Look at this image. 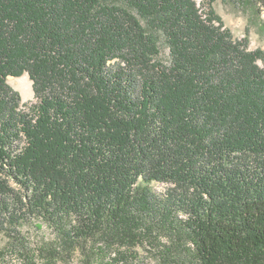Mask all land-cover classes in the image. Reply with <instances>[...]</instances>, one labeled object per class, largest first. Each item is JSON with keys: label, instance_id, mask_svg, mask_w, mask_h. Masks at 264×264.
Returning a JSON list of instances; mask_svg holds the SVG:
<instances>
[{"label": "trees", "instance_id": "trees-1", "mask_svg": "<svg viewBox=\"0 0 264 264\" xmlns=\"http://www.w3.org/2000/svg\"><path fill=\"white\" fill-rule=\"evenodd\" d=\"M214 1L0 0V264H264V49Z\"/></svg>", "mask_w": 264, "mask_h": 264}, {"label": "rangeland", "instance_id": "rangeland-1", "mask_svg": "<svg viewBox=\"0 0 264 264\" xmlns=\"http://www.w3.org/2000/svg\"><path fill=\"white\" fill-rule=\"evenodd\" d=\"M195 1L203 11L208 10L209 0ZM213 6L234 38H246L250 50L264 49V6L261 3L258 2L254 6L246 1L243 3L241 0H215ZM160 57L162 60L168 59L166 47L162 48ZM259 63L263 64V61L259 60ZM8 83L20 92L23 109L29 110L37 102L32 80L27 73L20 77L8 76ZM153 186L159 192H166L171 184L157 182ZM32 233L36 235L34 231Z\"/></svg>", "mask_w": 264, "mask_h": 264}]
</instances>
